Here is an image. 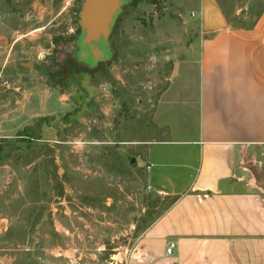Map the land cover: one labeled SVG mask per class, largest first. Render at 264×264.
Listing matches in <instances>:
<instances>
[{"label":"rangeland","instance_id":"1","mask_svg":"<svg viewBox=\"0 0 264 264\" xmlns=\"http://www.w3.org/2000/svg\"><path fill=\"white\" fill-rule=\"evenodd\" d=\"M69 1L0 0V264H105L172 199L148 186L134 144L164 137L152 118L174 61L190 58L188 2L128 0L113 56L83 69L66 40L82 0ZM219 1L244 25L264 11V0ZM40 117V139L19 135Z\"/></svg>","mask_w":264,"mask_h":264},{"label":"crops","instance_id":"2","mask_svg":"<svg viewBox=\"0 0 264 264\" xmlns=\"http://www.w3.org/2000/svg\"><path fill=\"white\" fill-rule=\"evenodd\" d=\"M177 1L188 2L190 58L174 61L157 101L152 120L164 137L134 144L148 186L175 198L124 264H264V11L244 25L219 0Z\"/></svg>","mask_w":264,"mask_h":264},{"label":"water","instance_id":"3","mask_svg":"<svg viewBox=\"0 0 264 264\" xmlns=\"http://www.w3.org/2000/svg\"><path fill=\"white\" fill-rule=\"evenodd\" d=\"M128 0H82L77 13L79 34L74 55L78 62L93 68L112 57L110 36L122 6ZM27 67L32 64L24 63ZM134 159L132 158V161ZM3 225L0 224V227Z\"/></svg>","mask_w":264,"mask_h":264},{"label":"trees","instance_id":"4","mask_svg":"<svg viewBox=\"0 0 264 264\" xmlns=\"http://www.w3.org/2000/svg\"><path fill=\"white\" fill-rule=\"evenodd\" d=\"M153 2L157 3V0H152ZM78 13V11L76 12V14ZM77 21V20H76ZM79 34V26H77L76 28V33H74L73 35H70L67 37V41H73V43L75 44V40L77 35ZM76 49V45L74 47V49L72 50V53L74 52V50ZM72 60V64L77 65L78 62L75 60L74 55L73 58H70ZM84 69V67H83ZM45 117H40L39 119L36 120V125H32V126H25L20 132H22L23 134H19V135H23L24 138H27L29 140L35 139L38 140L40 139L39 135H40V129H41V121L44 120ZM35 126V127H34ZM1 150V147H0ZM175 198V197H174ZM174 198L171 199V202L174 200ZM170 202V203H171ZM169 203V204H170Z\"/></svg>","mask_w":264,"mask_h":264},{"label":"built area","instance_id":"5","mask_svg":"<svg viewBox=\"0 0 264 264\" xmlns=\"http://www.w3.org/2000/svg\"><path fill=\"white\" fill-rule=\"evenodd\" d=\"M69 2L70 1L67 0V3H69ZM191 15L193 16L194 13L192 12ZM172 248H173V243H170L169 246L166 249V253L170 254L172 252ZM130 250H131V247H127L125 252H124L123 257L127 256V254L130 252ZM123 257L117 258V257L112 255V256L109 257V259L106 261L105 264H124L125 262L123 260Z\"/></svg>","mask_w":264,"mask_h":264},{"label":"flooded vegetation","instance_id":"6","mask_svg":"<svg viewBox=\"0 0 264 264\" xmlns=\"http://www.w3.org/2000/svg\"><path fill=\"white\" fill-rule=\"evenodd\" d=\"M110 46H111V43H110ZM76 48H77V46H76ZM111 50H112V56H113V48H112V46H111ZM73 55H74V53H73ZM74 58H75V60H76V57H75V55H74ZM110 60V59H109ZM77 61V60H76ZM108 61V60H107ZM107 61H103V62H99L95 67H93V68H96V67H99V69L104 65V63L105 62H107ZM78 62V61H77ZM78 63H81V64H83V66H84V68H90V67H88L85 63H83V62H78Z\"/></svg>","mask_w":264,"mask_h":264}]
</instances>
